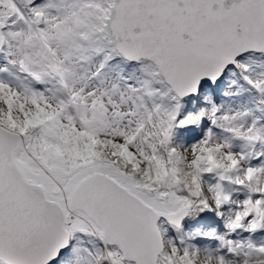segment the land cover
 Here are the masks:
<instances>
[{"label":"snow or ice","instance_id":"1","mask_svg":"<svg viewBox=\"0 0 264 264\" xmlns=\"http://www.w3.org/2000/svg\"><path fill=\"white\" fill-rule=\"evenodd\" d=\"M0 264H264V0H0Z\"/></svg>","mask_w":264,"mask_h":264}]
</instances>
